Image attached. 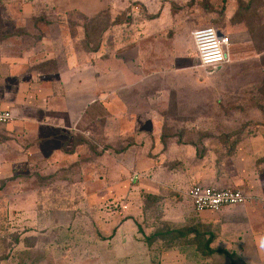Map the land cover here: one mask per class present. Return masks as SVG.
<instances>
[{"label":"rangeland","instance_id":"obj_1","mask_svg":"<svg viewBox=\"0 0 264 264\" xmlns=\"http://www.w3.org/2000/svg\"><path fill=\"white\" fill-rule=\"evenodd\" d=\"M161 1V8L171 5L177 20L199 21L194 29L213 27L233 44L231 62L212 76L199 71L191 79L203 82V88L194 90L186 105L171 104L170 113L210 115L212 131L221 132L222 125L226 130L258 126L264 131V0ZM126 5L122 0H0V20H21V24L24 20H81L83 49L92 41L99 43L100 37L103 40L110 20L117 33L109 38L108 64L120 69L118 46H114L120 40V23L130 18ZM179 47V59L190 64L196 49L186 33ZM219 114H241L246 119L219 121ZM87 116L64 132L68 138H60L63 148L77 140L75 145L80 143L83 153L75 154L68 145L55 162L59 172L46 179L49 183L28 184L22 179L23 183L16 184L11 183L13 179H2L0 264H264V202L198 212L186 192L195 184L202 185L200 179L182 183L166 175L156 179L169 183H155L153 174L136 164L160 154L146 146V152H128L137 148V138L106 137L104 122L93 126ZM218 137L186 140L194 141L191 145L199 157L207 149H221L220 145L205 147ZM161 139L164 143L166 138ZM129 143L133 145L128 147ZM89 146H97L92 163ZM186 155L185 162L175 159L164 172L184 173L185 167L197 171L196 166L211 156L207 153L197 162ZM134 171L142 174L141 179L128 183ZM150 182L154 186L147 188ZM171 182L176 185L170 186ZM79 186L91 198L83 201L68 196L60 202L48 198L61 192L69 195Z\"/></svg>","mask_w":264,"mask_h":264},{"label":"crops","instance_id":"obj_2","mask_svg":"<svg viewBox=\"0 0 264 264\" xmlns=\"http://www.w3.org/2000/svg\"><path fill=\"white\" fill-rule=\"evenodd\" d=\"M161 2L122 0L123 5L127 3L130 18L120 23V40L114 46H118L120 59L116 61L121 60L120 69L108 64L109 38L117 33L110 20L103 40L100 37L99 43L90 42L87 49L81 42V20H24L25 24L18 22L21 20H0V109L13 116L9 124L0 126V183L2 179H13L11 183L16 184L23 183L22 179L28 184L49 183L46 179L59 172L57 158L70 145L63 148L60 138H68L64 132L88 115L87 122H93V126L104 122L106 137L137 138V148H128V152H146V146L160 154L154 159L142 158L136 164L139 170L147 168L156 181L166 175L182 183L200 179L197 181L204 186L242 191L247 197L245 203L264 202L262 127L226 130L222 125L221 132L212 131L210 115L170 113L171 104L184 106L193 98L194 90L203 88V82L191 78L202 70L207 76L215 72L197 66L193 62L197 56L190 64L179 59L181 35L191 37L199 21L177 20L171 5L161 8ZM232 47L231 43L226 64L233 59ZM216 117L219 121L246 119L241 114ZM237 132L243 136L225 162L216 166L212 155L196 166L197 171L185 167L184 173L164 172L175 159L185 162L188 153L196 159V148L191 145L194 141L186 140L189 137L206 140ZM161 138H166L164 143ZM143 139L149 141L143 143ZM76 141H70L71 149L83 153L84 147L75 145ZM109 143L113 147V141ZM88 149L90 162H95L97 146ZM79 154L76 156L81 157ZM128 180L130 183V177ZM151 183L146 187L154 186ZM80 186L69 195L61 192L48 198L59 202L68 196L83 201L91 198L80 191ZM226 208L231 207L222 209Z\"/></svg>","mask_w":264,"mask_h":264},{"label":"built area","instance_id":"obj_3","mask_svg":"<svg viewBox=\"0 0 264 264\" xmlns=\"http://www.w3.org/2000/svg\"><path fill=\"white\" fill-rule=\"evenodd\" d=\"M196 49L198 64L203 69L215 71L228 61L231 41L227 35L220 34L213 27L198 28L191 33ZM13 116L0 109V126L9 124ZM139 174L133 172L130 182L138 181ZM187 199L198 212H218L222 208L241 205L247 197L238 189H219L195 184L186 192Z\"/></svg>","mask_w":264,"mask_h":264},{"label":"trees","instance_id":"obj_4","mask_svg":"<svg viewBox=\"0 0 264 264\" xmlns=\"http://www.w3.org/2000/svg\"><path fill=\"white\" fill-rule=\"evenodd\" d=\"M243 9H246V5L244 6ZM241 12L243 13L244 11H241ZM237 13H239V11ZM233 17H235V16H233ZM233 134L234 133H226V135L219 136L218 138H216V140H214L215 143H213V139H211L209 141V144L205 145V147L211 146L212 148H215L217 145H220L221 149L215 148V149H207V151H205L206 154L209 153V154H211V156L214 155L216 151L218 153H220V154L215 155V157H216L215 165L216 166L218 164H220L221 162H223L226 158H228L232 155L234 146L239 142V140L241 138L240 135L233 136ZM206 154L205 155L201 154V155H199V157L196 156V159L202 160V159H204Z\"/></svg>","mask_w":264,"mask_h":264},{"label":"water","instance_id":"obj_5","mask_svg":"<svg viewBox=\"0 0 264 264\" xmlns=\"http://www.w3.org/2000/svg\"><path fill=\"white\" fill-rule=\"evenodd\" d=\"M213 72H216V70H215V71H213Z\"/></svg>","mask_w":264,"mask_h":264}]
</instances>
